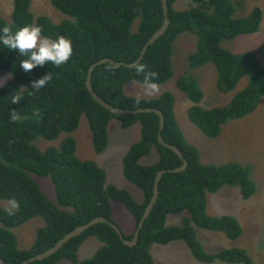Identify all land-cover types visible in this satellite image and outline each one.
Masks as SVG:
<instances>
[{
    "label": "trees",
    "instance_id": "trees-1",
    "mask_svg": "<svg viewBox=\"0 0 264 264\" xmlns=\"http://www.w3.org/2000/svg\"><path fill=\"white\" fill-rule=\"evenodd\" d=\"M53 5L75 21L65 19L54 23L47 15L35 18L32 0H13L12 21L0 13V27L9 25L13 31L27 24L39 25L42 35L56 39L64 36L72 41L71 59L59 67L46 64L24 73L18 63L24 57L0 46V67L12 78L0 88V199L10 200L16 208L0 207V256L8 264H19L30 256L52 247L65 234L98 216L113 222V201L123 203L135 218L131 240L154 191L157 172L182 165V158L158 140L160 118L154 112L120 114L102 106L88 91L86 80L92 63L110 57L116 61L133 62L153 33L162 25L165 13L162 0H51ZM176 0H168L171 20L166 32L151 44L138 65L117 66L112 62L97 65L92 84L95 91L110 104L125 108L157 107L165 115L164 139L179 146L188 166L180 172L164 174L159 184L158 200L140 230L136 245H126L108 223L100 222L69 240L52 256L29 264H55L67 259L79 261L78 251L90 236L104 242L92 257L80 264H156L150 252L153 243L186 242L196 259L202 262L254 264L248 252L240 247L208 252L198 241L194 225L223 231L231 239L242 234V226L233 215H210L207 193L223 185L238 186L244 199L256 191L250 178V168L236 161L222 164L203 163L196 145L189 142L179 126L174 95L167 91L158 97L143 98L125 94V85L145 82V75L155 72L148 83L163 84L173 76V45L178 35L193 32L200 35L198 47L190 54L191 67L212 63L218 72L217 88L229 92L243 77L246 85L224 106L204 108V94L194 80L179 77L177 86L193 105L188 110L191 121L207 136L218 137L228 121L253 112L264 95V65L251 52L235 53L223 47L226 39L255 33L263 21V10L257 6L247 16H237L244 0H193L186 10L176 9ZM140 17L136 31L134 21ZM49 72L52 80L45 88H30L31 80ZM23 84L27 86L23 87ZM23 98L12 104L13 96ZM15 113L16 120L11 119ZM82 115L89 121L92 143L97 153L108 145L109 123L118 119L126 129L141 123V137L123 157L125 178L139 188L143 199L138 201L127 189L107 183V173L96 161L80 159L77 141L67 136L60 147L41 150L34 144L37 137L57 139L62 133H72L79 127ZM158 153L156 162L144 165L140 160ZM37 176H50L56 201L48 197ZM10 210V211H9ZM180 225H167L170 214H182ZM42 216L45 226L38 229L29 249L19 247L13 228ZM116 223V222H115ZM1 264V263H0Z\"/></svg>",
    "mask_w": 264,
    "mask_h": 264
},
{
    "label": "rangeland",
    "instance_id": "rangeland-1",
    "mask_svg": "<svg viewBox=\"0 0 264 264\" xmlns=\"http://www.w3.org/2000/svg\"><path fill=\"white\" fill-rule=\"evenodd\" d=\"M194 5L193 0H176L174 6L179 10L189 9ZM242 8L236 10L237 16H247L254 7L259 6L263 10V21L260 29L255 33L242 34L233 39H226L222 45L224 48L235 52H251L256 55L264 65V0H244ZM13 0H0V13L8 21H12ZM31 11L35 18L39 15H47L54 23L65 19L75 21V18L65 14L53 5L51 0H32ZM141 18L138 17L132 26L136 31ZM200 35L193 32H183L178 35L173 45L172 67L173 76L163 84H155V88L149 85L152 83H141L135 80L125 85L124 91L128 96L143 98L158 97L169 91L174 95L175 114L186 139L196 145L201 154L203 163L222 164L236 161L250 168V178L255 184L256 191L248 199H244L238 186L223 185L216 192L207 193V212L210 215H233L241 226L242 234L231 239L223 231L209 230L194 225L197 239L208 252H218L225 248L240 247L245 249L254 261V264H264V95L257 108L247 116L228 121L223 125L221 134L212 138L200 130L189 118L188 110L193 102L177 86V80L183 76L194 80L202 89L204 97L200 105L204 108L224 106L233 95L242 89L248 77H243L236 88L229 92H221L217 88L218 72L212 63L199 67H191L189 56L196 51ZM0 77L12 75L0 67ZM6 82V83H7ZM27 86L23 84V87ZM141 123L124 129L118 119L109 123V140L107 148L102 153L94 150L92 133L86 115H82L79 127L72 133H62L55 140H48L37 137L34 144L41 150L48 147L59 148L67 136H73L77 141L76 154L80 159H91L96 161L107 173V183H112L119 188L127 189L141 201L143 194L139 188L128 181L123 173V157L132 144L141 137ZM158 153L153 151L143 157L140 162L149 165L156 162ZM44 192L49 198L56 201V194L50 176H37ZM113 219L120 226L123 232L130 233L134 229L135 218L126 206L118 201L112 202ZM0 207L14 209L15 205L7 199H0ZM182 214H170L167 218V225H180ZM46 222L42 216L13 228L18 238L19 247L29 249L38 233V229L45 226ZM104 242L96 236L88 237L80 246L78 255L79 261L72 262L67 259L58 261L55 264H80L81 261L92 257ZM150 252L156 264H244L225 263L221 261L202 262L193 255L190 248L183 240L172 241L168 244L153 243Z\"/></svg>",
    "mask_w": 264,
    "mask_h": 264
},
{
    "label": "water",
    "instance_id": "water-1",
    "mask_svg": "<svg viewBox=\"0 0 264 264\" xmlns=\"http://www.w3.org/2000/svg\"><path fill=\"white\" fill-rule=\"evenodd\" d=\"M162 4H163V8H164V13H165L164 21H163L162 25L149 38L148 42L143 47V50L141 51V54L138 57V59H136L133 62H125V61H116L115 59L110 58V57H104V58L92 63L91 66L89 67V73L87 76L86 85H87L88 91L95 98V100L98 101L102 106H104L105 108H107L111 112L120 113V114H137V113H144V112H154V113L158 114V116L160 118V130H159L158 140L161 144H163L167 148L171 149L172 151H174L176 154H178L182 158V160H183L182 165L179 167H176V168H171V169H161L157 172V175L155 177L153 196H152L149 204L147 205V207L145 209V212L141 218V221L138 224L137 229L134 232L133 239L129 240V239L125 238L122 229L120 228V226L117 223L113 222L112 220L108 219L105 216H98V217L92 219L91 221H89L88 223L81 224V225L77 226L76 228H74L73 230H71L70 232H68L67 234H65L61 239H59L49 249H47L43 252H40L36 255L30 256L27 259L23 260L19 264H29L30 262H34L36 260H42V259H45V258L52 256L53 254L58 252L63 247V245L65 243H67L69 240H71L72 238H74L76 236H79L80 234H82L83 232L88 230L90 227H92L93 225L100 223V222H105V223H108L109 225H111L117 231L120 238L122 239V241L126 245H129V246L136 245L138 240H139L140 230L143 227L145 220L150 216V214H151V212H152L153 208L155 207V204L158 200L159 184H160L162 177L164 176V174H166L168 172H180V171H183L187 168L188 160L184 157L183 151L179 148V146L167 142L163 137L162 130L165 126V115L160 108L149 106V107H140L137 109H125V108L114 106V105L110 104L109 102H107L105 99H103L95 91L93 84H92L93 71L97 65L103 64L105 62H112V63L116 64L117 66L134 67V66H137L141 62V60L143 59L148 47L151 44H153L160 36H162L166 32V30L168 29L169 24L171 22V20L169 18L168 0H162ZM0 263L1 264H8L1 256H0Z\"/></svg>",
    "mask_w": 264,
    "mask_h": 264
},
{
    "label": "clouds",
    "instance_id": "clouds-1",
    "mask_svg": "<svg viewBox=\"0 0 264 264\" xmlns=\"http://www.w3.org/2000/svg\"><path fill=\"white\" fill-rule=\"evenodd\" d=\"M0 46L3 49L15 51L18 56L24 57L18 63V68L24 73H31L36 67H44L46 64L57 67L66 64L72 57V41L64 36L56 39L42 35V28L39 25L27 24L13 31L9 25L0 27ZM137 73H145V66L138 65ZM157 74L151 72L145 75V82H149V77ZM10 77H0V88L4 87L7 79ZM52 80L49 72L38 79L31 80L30 88L40 90L45 88ZM155 88L154 83L149 85ZM23 97L20 95L13 96L12 104L18 103ZM12 120H16L15 113L11 115ZM10 211V210H9Z\"/></svg>",
    "mask_w": 264,
    "mask_h": 264
}]
</instances>
